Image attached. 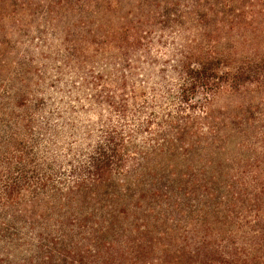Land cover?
Segmentation results:
<instances>
[{"label": "trees", "instance_id": "1", "mask_svg": "<svg viewBox=\"0 0 264 264\" xmlns=\"http://www.w3.org/2000/svg\"><path fill=\"white\" fill-rule=\"evenodd\" d=\"M160 1L144 10L143 19L152 21L156 13L162 19L195 22L199 25L193 38H181L182 43L178 38H146L143 29L150 22L123 25L110 34L104 44L115 53L99 54L110 70H92L87 79L92 106L105 113L96 114L95 129L79 132L69 125L76 131L72 137L82 133L85 143L83 148L79 144L67 150V169L65 160L56 156L64 133L52 124L63 104L54 114L43 115V108L31 104L26 109L29 114L14 123L18 131L7 136L0 148V253L6 259L20 255L25 260L21 264H99L105 253L100 244L120 224L118 212L109 214L97 207L101 194H125L136 188L141 193L170 194L174 190L163 184L168 176L164 166L191 161L212 147L223 149L232 137L247 134L250 117L245 111L240 116H213L211 107L222 96L264 90V0H185L186 10L177 2ZM15 8V0H0V23L10 19L17 33L23 21ZM160 56L169 58L160 62ZM158 63V84L164 92L152 88L148 101L136 83L139 65L151 68ZM254 175L247 187L264 194V166H258ZM129 181L134 184L126 187ZM232 187L243 192L247 188L243 182ZM230 195L220 194L219 199L232 212L245 207V214L219 223L236 225L239 241L226 244V253L213 248L210 252L199 244L194 250L196 261L191 252L177 251L183 262L264 264V196L230 199ZM89 204L92 207L85 209ZM44 206L42 212L35 210ZM213 229L205 231L211 238ZM111 240L113 250L106 251L110 258L101 264H137L134 259L128 262L134 243L114 236Z\"/></svg>", "mask_w": 264, "mask_h": 264}, {"label": "rangeland", "instance_id": "2", "mask_svg": "<svg viewBox=\"0 0 264 264\" xmlns=\"http://www.w3.org/2000/svg\"><path fill=\"white\" fill-rule=\"evenodd\" d=\"M171 1L179 3L183 10H186L183 6H188L185 0ZM115 3L113 0H15L16 16L23 21L19 31L15 33L16 28L10 19L0 23V148L7 136L18 131L14 123L29 114L26 111L29 105L43 108V115L54 114L63 104L52 124L64 133L56 156L65 160L63 167L67 169L66 161L70 157L67 150L77 148L79 144L83 148L85 143L82 133L76 137L71 134L85 132L90 127L95 129L98 124L96 114L101 112L100 115L104 116L105 113L92 106V92L88 89L87 79L92 70L99 73L110 70V67L104 68L99 55L103 52L115 53L116 49L108 50L104 44L110 34L123 25L139 26L140 22H150L152 25L143 29L147 31L146 38H178V43H182L181 38H193L192 34L199 25L174 17L162 19L156 13L152 21L143 19L144 10L162 4L160 0H119L117 7ZM176 9L174 7L171 11ZM168 58L160 56L157 59L164 62ZM160 64L151 68L146 64L139 65L141 68L136 83L148 101L152 100V88L160 90L161 95L164 92L158 84ZM170 65L171 62L167 68ZM80 87L83 89L79 92L77 89ZM243 111L250 117L246 135L232 137L223 149L212 147L210 152L202 150L191 161L172 162L163 167L168 174L163 184L172 186V193H141L136 188L134 192L125 194H101L102 201L97 207L109 214L118 212L120 224L114 226L119 236L111 232L100 244L105 253L99 264L110 258L106 251L113 250L112 236L120 242L134 243L135 246L130 245L128 250V262L134 259L137 264H190L183 262L177 251L191 252L193 261H196L194 250L199 244L210 252L213 248L226 253V244L233 239L239 241L235 233L236 225L220 226L219 219L228 220L236 214L242 218L245 207H236L232 212L230 205L223 204L219 196L231 194L230 199L264 196L254 194L252 188L247 187L255 180L254 170L264 166V90L222 96L211 107L213 116L223 113L240 116ZM69 125H73L76 131H72ZM174 174L175 177H172ZM240 182L247 187L245 192L234 191L232 186ZM130 184L134 183L129 181L126 187ZM118 186L121 187L122 183ZM215 187L220 190L211 191ZM91 207L90 204L84 206L85 209ZM38 208H35L37 212L45 210V206ZM123 210L126 213L123 214ZM210 227L214 228L212 238L205 233ZM134 234L136 236H132ZM237 244L240 246L241 243ZM162 246L165 247L164 253L159 252ZM111 254L119 257L118 253ZM19 258L20 255H14L6 259L5 253H0V264H21L25 261ZM89 260L93 262V258Z\"/></svg>", "mask_w": 264, "mask_h": 264}]
</instances>
